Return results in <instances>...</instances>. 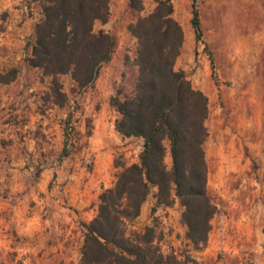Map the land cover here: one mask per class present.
<instances>
[{"label":"rangeland","instance_id":"374dc122","mask_svg":"<svg viewBox=\"0 0 264 264\" xmlns=\"http://www.w3.org/2000/svg\"><path fill=\"white\" fill-rule=\"evenodd\" d=\"M142 1L138 13L129 0H111L108 23L95 30L115 36L112 60L86 90L59 76L65 98L57 100L53 77L28 63L41 3L0 0V264H80L83 224L96 217L100 194L118 165L139 161L143 140L122 137L110 101L137 81L128 25L156 6ZM171 1L184 37L176 69L208 98L207 187L218 212L207 245L195 249L180 202L157 207L154 189L128 229L153 227L163 251L188 264H264V0H197L214 65L196 41L193 0Z\"/></svg>","mask_w":264,"mask_h":264},{"label":"trees","instance_id":"16d2710c","mask_svg":"<svg viewBox=\"0 0 264 264\" xmlns=\"http://www.w3.org/2000/svg\"><path fill=\"white\" fill-rule=\"evenodd\" d=\"M42 5L28 63L53 77V95L65 98L58 77L70 75L80 90L92 87L102 67L112 60L116 38L95 30L108 23L111 0H34ZM131 10H144L142 0H129ZM171 0H156L152 12L128 25L138 40L132 64L138 77L132 92L120 88L110 104L120 114L116 129L123 138L143 140L139 161L122 168L113 187L99 196L98 213L84 223L80 264H188L156 242V230L129 231L128 223L141 215L156 189V206L169 207L177 200L184 208L186 237L195 249L208 242L211 220L218 212L207 187L205 143L208 98L193 87L183 70L176 69L184 42L174 19ZM191 23L197 43L214 58L204 41L197 0L192 2ZM15 79L17 71H11ZM63 156H68V153ZM171 157V167L167 157Z\"/></svg>","mask_w":264,"mask_h":264}]
</instances>
